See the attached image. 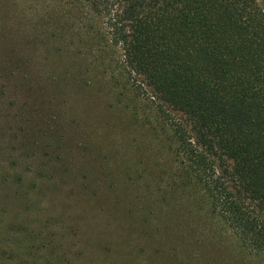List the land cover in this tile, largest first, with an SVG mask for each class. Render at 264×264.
<instances>
[{"label":"rangeland","instance_id":"rangeland-1","mask_svg":"<svg viewBox=\"0 0 264 264\" xmlns=\"http://www.w3.org/2000/svg\"><path fill=\"white\" fill-rule=\"evenodd\" d=\"M120 59L73 0H0V264H264Z\"/></svg>","mask_w":264,"mask_h":264},{"label":"trees","instance_id":"trees-1","mask_svg":"<svg viewBox=\"0 0 264 264\" xmlns=\"http://www.w3.org/2000/svg\"><path fill=\"white\" fill-rule=\"evenodd\" d=\"M73 1L99 18L124 79L170 125L211 211L264 259V3Z\"/></svg>","mask_w":264,"mask_h":264}]
</instances>
